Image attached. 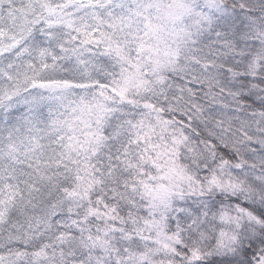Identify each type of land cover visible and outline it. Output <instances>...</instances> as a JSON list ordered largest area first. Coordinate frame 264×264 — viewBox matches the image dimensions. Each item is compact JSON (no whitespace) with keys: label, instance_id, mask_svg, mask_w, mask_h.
Segmentation results:
<instances>
[{"label":"snow or ice","instance_id":"1","mask_svg":"<svg viewBox=\"0 0 264 264\" xmlns=\"http://www.w3.org/2000/svg\"><path fill=\"white\" fill-rule=\"evenodd\" d=\"M0 264H264V0H0Z\"/></svg>","mask_w":264,"mask_h":264}]
</instances>
